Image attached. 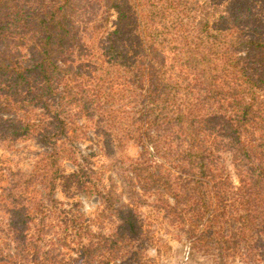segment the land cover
Segmentation results:
<instances>
[{
	"label": "trees",
	"instance_id": "trees-1",
	"mask_svg": "<svg viewBox=\"0 0 264 264\" xmlns=\"http://www.w3.org/2000/svg\"><path fill=\"white\" fill-rule=\"evenodd\" d=\"M6 1L0 0V16ZM106 2L116 13L113 29L95 38L106 62L132 72L130 132L141 156L123 179L142 192L133 188L123 201L113 180L106 186L94 169L78 162L75 145L61 141L79 136V115L97 108L99 81L86 90L89 74L59 60L70 45L74 0L43 3L28 19L35 26L29 39L34 60L0 49V112L12 114L0 117V128L12 141L36 137L48 149L24 180L25 195L4 205L5 235L20 264H111L122 258L134 263L150 241L139 211L150 196L153 206L182 224L193 249L220 263L226 255L251 254L264 239V32L224 30L204 21L199 35H183L188 24L173 15L181 0ZM5 36L0 25V47ZM117 79L109 76L107 82L115 85ZM221 149L233 159L238 185L225 174ZM63 160L78 170L64 174ZM63 180L98 195L114 229L95 231L96 220L79 201L65 208L55 196Z\"/></svg>",
	"mask_w": 264,
	"mask_h": 264
},
{
	"label": "rangeland",
	"instance_id": "rangeland-1",
	"mask_svg": "<svg viewBox=\"0 0 264 264\" xmlns=\"http://www.w3.org/2000/svg\"><path fill=\"white\" fill-rule=\"evenodd\" d=\"M128 1L138 5L149 0ZM48 2L50 3V0H7V6L0 16V25L6 31L4 37L6 41L0 49L7 47L15 56L30 58L29 62H32L34 48L31 47L29 39L35 33V26L34 21L31 23L28 19L30 16H37L41 5ZM181 2L180 9L173 15L177 16V22L182 20L183 23L188 24L182 32L183 35H199L200 24L204 21H210L213 27L219 26L224 30L229 28L237 32H264V0H181ZM74 3L73 12H69L73 21L69 35L70 45L64 49L62 55H59V60L71 65L72 69L80 67L83 73L89 74L87 79L90 82L88 81L84 86L86 90L93 88V82L99 81L95 88L98 106L97 108L89 106L79 115L77 129L79 136L71 133L72 142L64 137L61 141L69 145L74 144L78 162L94 169L97 172L94 177H102L106 186H109L113 180L116 190L122 192V200L128 201L129 193L133 188L138 193L142 192L139 186L130 188L123 179L131 165L141 156V147L130 132L133 129L131 108L134 103L132 98L134 95L132 97L130 95V87L133 88L130 83L132 72L128 70V66L117 65L116 68L113 63L106 62L107 58L103 56L104 52L95 38L104 36L107 31L113 29L116 13L106 0H74ZM174 28L177 31L181 29L180 25ZM174 28L170 29V33L175 35L178 32ZM109 76L110 79L115 77V80L117 77L118 84L107 82ZM120 83L128 86H122L126 89L123 98L118 95L123 89L119 88ZM1 97L3 100L4 96ZM91 98L96 101L95 97ZM1 116L7 119L11 118L12 114L0 112ZM1 129L0 264H20L22 263L20 258L15 255V244L5 235L9 214L4 210V205L11 207L12 196L20 193L25 195L23 182L34 173L36 162L48 149L36 137L23 139L21 136L12 141ZM221 157L225 160L227 169L225 174L229 173L234 184L238 185L237 171L230 153L221 149ZM61 167L64 174L78 170L77 165L70 160H63ZM12 182L17 187L12 185ZM132 182L135 185L134 179ZM31 190L33 191L32 185L28 191ZM34 194L35 192H32V195ZM55 196L65 203V208H71L72 204L79 201L84 214L90 220H96V224L92 225L95 231L107 234L114 229L113 218L108 217L110 211L104 209L98 195L86 194L76 186H68L63 180L58 184ZM153 199L151 196L148 197L146 200L148 204L139 207L143 225L149 231L150 241L147 242L144 255H140V258L132 264H264L262 238L254 245L251 254L226 255L222 263L219 262V257L204 255L193 249L190 239L182 229V224L172 221L162 208L153 206ZM102 212L104 214L101 215V220L97 219L98 214ZM124 259L112 260L111 264H124L126 263Z\"/></svg>",
	"mask_w": 264,
	"mask_h": 264
}]
</instances>
